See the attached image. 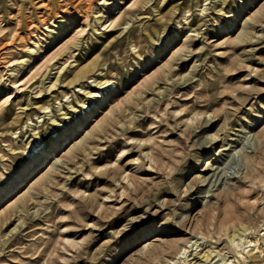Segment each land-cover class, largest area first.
Segmentation results:
<instances>
[{
    "label": "rangeland",
    "instance_id": "obj_1",
    "mask_svg": "<svg viewBox=\"0 0 264 264\" xmlns=\"http://www.w3.org/2000/svg\"><path fill=\"white\" fill-rule=\"evenodd\" d=\"M0 264H264V0H0Z\"/></svg>",
    "mask_w": 264,
    "mask_h": 264
}]
</instances>
